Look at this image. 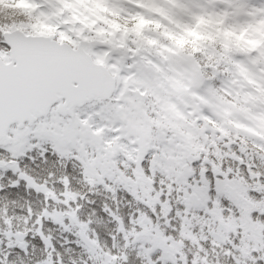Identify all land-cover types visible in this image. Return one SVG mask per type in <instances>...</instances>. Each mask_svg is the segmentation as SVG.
Instances as JSON below:
<instances>
[{
  "label": "snow or ice",
  "instance_id": "snow-or-ice-1",
  "mask_svg": "<svg viewBox=\"0 0 264 264\" xmlns=\"http://www.w3.org/2000/svg\"><path fill=\"white\" fill-rule=\"evenodd\" d=\"M241 87L205 52L0 23V192L43 196L0 197V264H64L49 224L73 264H264V101Z\"/></svg>",
  "mask_w": 264,
  "mask_h": 264
},
{
  "label": "trees",
  "instance_id": "trees-1",
  "mask_svg": "<svg viewBox=\"0 0 264 264\" xmlns=\"http://www.w3.org/2000/svg\"><path fill=\"white\" fill-rule=\"evenodd\" d=\"M188 2L189 0H177V6H172L164 3L162 0L161 6L168 9V12L167 15H161L152 8L145 6L142 0H102L101 7L97 6V0H18L14 4H6L5 0H0V23H3L6 30L19 28L29 34L45 35L56 33L57 29L62 27V24L68 25L63 27L64 32L66 29L80 30L81 27L88 26L86 30L87 34H78L75 37L76 39L73 38V40L68 38V40L74 43H78L79 39H84L83 37L95 36V33L96 35H104L105 30H102V28H109L117 32L118 36L123 39V42L134 38V41L140 46L168 45L174 51H177L176 47L178 49L181 47L185 51L205 52L211 59L221 58L222 56H219V53H221L225 55L223 59L233 64L238 76H242L245 83H250L256 92L264 96V31H262V27L246 26L240 22L231 21L229 16L208 9L206 6L203 7L201 12L197 13L192 10ZM137 13L153 21L152 24L147 25L139 33L132 27V23H134L132 17L139 18ZM200 16H203L205 19H208L209 16L212 18L223 16L224 23L215 27L201 25L197 28V33H203L200 35L185 31V27L189 29L196 27L197 19ZM191 19L193 21H190ZM123 21H129L126 22L128 31ZM156 21L160 23L159 28L155 27ZM103 24H106V27ZM233 25L248 28V32L245 33V40L234 43L231 39L224 36L223 30ZM217 27L221 29V34L219 35H216ZM208 33H211V35ZM248 40H259L260 42L254 46L248 43ZM228 41H230V44H228ZM118 43L120 42L118 41ZM228 45L236 46L241 52L246 51L250 53V51H254L258 53L259 56L256 60L261 63L252 60L251 56V59L247 57L248 59L240 61L238 59L239 56H236L235 53H228L229 50L226 49ZM215 51H218V53H215ZM248 61L252 62L251 64L254 67H249L247 65ZM253 71L257 72V78H253ZM41 174L46 175V172ZM77 179L78 177L73 179V188L80 189L81 186L77 182ZM6 194L16 200L12 211L17 216L23 215L25 200H32L34 208L40 207L43 201L42 195L30 192V190L16 193H12L11 191L8 193L0 192V197ZM92 198L97 201L98 205H101L103 202L102 196ZM126 208L123 207L121 209L124 215ZM88 210L90 211V208ZM87 214V211L82 212L83 217H86ZM94 219H102V224L94 223L93 227L100 234L101 241H106L111 246L110 243L112 241L109 233L115 230V223L106 214L101 216L100 209L97 210ZM18 223L22 224V220L18 221ZM48 227L52 229V234L55 237L54 243L63 257L64 264H73L81 253V249L74 243L76 237L67 233H61L56 225L49 224ZM65 237L72 243H65ZM67 248H71L72 251H65ZM39 254L42 256V253Z\"/></svg>",
  "mask_w": 264,
  "mask_h": 264
},
{
  "label": "rangeland",
  "instance_id": "rangeland-1",
  "mask_svg": "<svg viewBox=\"0 0 264 264\" xmlns=\"http://www.w3.org/2000/svg\"><path fill=\"white\" fill-rule=\"evenodd\" d=\"M16 1H18V0H10V2H8V3L14 4ZM188 4H190L192 10L196 11L197 13L201 12L203 10V7L206 6V8H208V9H212L215 12L223 13L226 16H229L231 21H237V22H240L242 24H245L246 26H257V27L261 26L262 31H264V2H262V0H189ZM190 21H193V19H191ZM123 22H124V26L126 27L127 26L126 22H129V21H126V22L123 21ZM61 26L64 27V26H68V25L62 24ZM103 26L106 27V24H103ZM186 26H187V23H186ZM81 28H80V30L66 29L65 38L66 39L70 38L73 40V38L76 39L75 37L78 34H80V35L83 33L87 34L86 30L88 29V26H84ZM102 30H105L104 35L103 34L96 35V33H95L96 37L92 36V35L90 37H87V38L83 37L84 39H79L78 43H80L81 40H85V39L89 42H91V41H99V42L107 41V42L118 43V41H119L120 43H124L123 39L120 36H118L117 32L112 31L109 28H102ZM126 30L127 31L129 30L128 27H126ZM107 31H109V32L106 34ZM111 32H112V34H111ZM114 34L116 36L115 38H114ZM132 40H135V39L132 38ZM229 42L230 41H228V44H230ZM225 44H226V40H225ZM179 48L180 49H178V47H176L177 51H175V52L180 53V52L185 51L181 47H179ZM226 49L229 50L228 53L231 54L233 52L236 54V56H239L238 59L240 61L246 60L248 58L251 59L250 58V56H251L252 60L256 61L257 63H261V62H258L256 60V58L259 56V54L254 52V51L253 52L250 51V53H248L246 51L241 52L239 48H237L236 46H233V45H228ZM189 52H192V51H189ZM215 53H218V51H215ZM219 56L220 57L222 56L221 58H223L225 55L219 53ZM251 63L248 61L247 65L249 67H254ZM252 76H253V78H257V72L253 71ZM239 77H240V82L242 85L241 91L242 92H248L249 89L251 90L250 94L242 95V100L246 101L247 105H255L258 102L264 101V96H262L259 92H256L250 83H245V81L242 79V76H239ZM253 118L256 119L258 122L264 123V113H261L259 111L254 112ZM125 208H126V206H125ZM128 211H130V209L126 208L125 216L127 215ZM110 245H111V243H110Z\"/></svg>",
  "mask_w": 264,
  "mask_h": 264
},
{
  "label": "clouds",
  "instance_id": "clouds-1",
  "mask_svg": "<svg viewBox=\"0 0 264 264\" xmlns=\"http://www.w3.org/2000/svg\"><path fill=\"white\" fill-rule=\"evenodd\" d=\"M8 2H10V0H5L6 4ZM142 2L145 6L152 8L154 11L158 12L159 14L167 15L168 9L161 6L162 0H142ZM163 2L172 6H177V0H163ZM97 6L98 7L102 6V0H97ZM137 16L139 17L138 19L136 17H132V21H134V23H132V27L135 28L138 33L142 29H144L147 25L153 23L151 19L145 18L144 16L139 15V13H137ZM93 23H95V21H93ZM223 23H224L223 16H219L218 18H212L211 16H209L208 19H205L203 16H200L197 19L196 27H193L191 29L185 27V31H189L192 33H196L197 35H200L203 33H197V28L200 27L201 25L215 27L217 25H223ZM117 27H119V25H117ZM155 27L157 28L160 27L159 21L155 22ZM247 32H248L247 27L238 26V25H233L232 27L223 30L224 36L228 39H231L234 43H239L241 40H245L246 39L245 33ZM208 34L211 35V33ZM219 34H221V29L217 27L216 35ZM247 42L255 46L259 44L260 41L248 40Z\"/></svg>",
  "mask_w": 264,
  "mask_h": 264
},
{
  "label": "water",
  "instance_id": "water-1",
  "mask_svg": "<svg viewBox=\"0 0 264 264\" xmlns=\"http://www.w3.org/2000/svg\"><path fill=\"white\" fill-rule=\"evenodd\" d=\"M7 31H23V30H21V29H19V28H15V29H12V30H7ZM32 35H45V34H32Z\"/></svg>",
  "mask_w": 264,
  "mask_h": 264
}]
</instances>
